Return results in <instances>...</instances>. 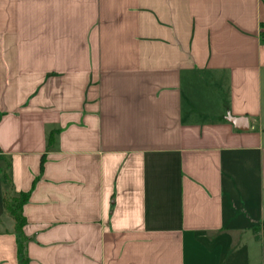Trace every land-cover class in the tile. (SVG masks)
<instances>
[{
	"label": "crops",
	"instance_id": "obj_1",
	"mask_svg": "<svg viewBox=\"0 0 264 264\" xmlns=\"http://www.w3.org/2000/svg\"><path fill=\"white\" fill-rule=\"evenodd\" d=\"M4 174L29 264H264V0H0L20 264Z\"/></svg>",
	"mask_w": 264,
	"mask_h": 264
},
{
	"label": "trees",
	"instance_id": "obj_2",
	"mask_svg": "<svg viewBox=\"0 0 264 264\" xmlns=\"http://www.w3.org/2000/svg\"><path fill=\"white\" fill-rule=\"evenodd\" d=\"M4 179L8 190L4 194V203L6 210L16 221V231L18 232L19 239V257L20 264H29V260L26 254V241L27 238L22 233V227L26 223V218L23 214V206L29 198V193L20 192L13 196V200L9 199V188H11V179L7 174H4Z\"/></svg>",
	"mask_w": 264,
	"mask_h": 264
},
{
	"label": "water",
	"instance_id": "obj_3",
	"mask_svg": "<svg viewBox=\"0 0 264 264\" xmlns=\"http://www.w3.org/2000/svg\"><path fill=\"white\" fill-rule=\"evenodd\" d=\"M231 120L235 123V125L240 129H248L249 128V120L247 117H232Z\"/></svg>",
	"mask_w": 264,
	"mask_h": 264
},
{
	"label": "rangeland",
	"instance_id": "obj_4",
	"mask_svg": "<svg viewBox=\"0 0 264 264\" xmlns=\"http://www.w3.org/2000/svg\"><path fill=\"white\" fill-rule=\"evenodd\" d=\"M13 196H14L13 193H11V194L9 195V199H10L11 201L13 200V199H12Z\"/></svg>",
	"mask_w": 264,
	"mask_h": 264
}]
</instances>
